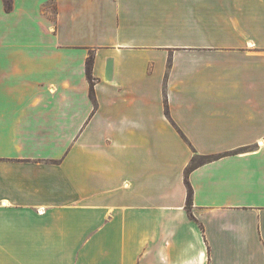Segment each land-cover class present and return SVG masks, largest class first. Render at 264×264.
<instances>
[{"label": "crops", "instance_id": "0c3cea01", "mask_svg": "<svg viewBox=\"0 0 264 264\" xmlns=\"http://www.w3.org/2000/svg\"><path fill=\"white\" fill-rule=\"evenodd\" d=\"M11 4L0 264H264V0H209L191 45L166 0Z\"/></svg>", "mask_w": 264, "mask_h": 264}, {"label": "rangeland", "instance_id": "374dc122", "mask_svg": "<svg viewBox=\"0 0 264 264\" xmlns=\"http://www.w3.org/2000/svg\"><path fill=\"white\" fill-rule=\"evenodd\" d=\"M166 4L167 20L163 24L167 26V30H172L169 32L168 38L177 45H191L197 42L198 44H206L205 35L209 21L217 22V24L220 22V14L212 15L210 12L209 15V0H166ZM196 7L199 10L198 14L192 13L193 8ZM153 9H155L154 6ZM43 10L54 12V5L50 3ZM195 32H198V35ZM164 39L162 36V42Z\"/></svg>", "mask_w": 264, "mask_h": 264}, {"label": "trees", "instance_id": "16d2710c", "mask_svg": "<svg viewBox=\"0 0 264 264\" xmlns=\"http://www.w3.org/2000/svg\"><path fill=\"white\" fill-rule=\"evenodd\" d=\"M5 6H6V10L10 11L12 9V4H11V0H5ZM92 57H88L87 61H86V77L87 80L89 82V96L91 98V100H94V84H93V78H92ZM208 158H201L200 159V163L204 162L205 160H207ZM186 185H187V199H186V208H189L192 205V189L189 185V183L186 181Z\"/></svg>", "mask_w": 264, "mask_h": 264}]
</instances>
